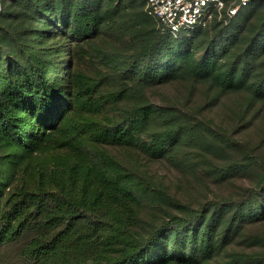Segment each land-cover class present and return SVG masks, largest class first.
<instances>
[{"label": "trees", "instance_id": "16d2710c", "mask_svg": "<svg viewBox=\"0 0 264 264\" xmlns=\"http://www.w3.org/2000/svg\"><path fill=\"white\" fill-rule=\"evenodd\" d=\"M0 264H264V0L4 1Z\"/></svg>", "mask_w": 264, "mask_h": 264}, {"label": "built area", "instance_id": "2783aa9c", "mask_svg": "<svg viewBox=\"0 0 264 264\" xmlns=\"http://www.w3.org/2000/svg\"><path fill=\"white\" fill-rule=\"evenodd\" d=\"M4 1L0 0V11ZM146 10L155 16L164 31L178 36L182 30L206 26L213 18L229 22L252 0H145Z\"/></svg>", "mask_w": 264, "mask_h": 264}, {"label": "rangeland", "instance_id": "374dc122", "mask_svg": "<svg viewBox=\"0 0 264 264\" xmlns=\"http://www.w3.org/2000/svg\"><path fill=\"white\" fill-rule=\"evenodd\" d=\"M156 168L160 171L161 175L166 176L165 179L167 181H171V177L173 174V170L171 168H174L170 165H166V164H156ZM176 171V169H175ZM206 190H208L207 188H205L204 185L201 184H195V183H191L190 184V191L192 194H194V196L198 197L199 199L203 197L204 192H206ZM208 193L211 194V192L208 191Z\"/></svg>", "mask_w": 264, "mask_h": 264}]
</instances>
